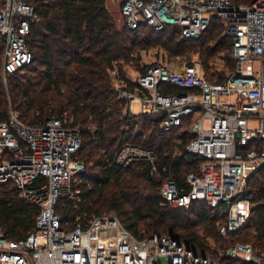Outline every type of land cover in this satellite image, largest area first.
Returning a JSON list of instances; mask_svg holds the SVG:
<instances>
[{
	"label": "built area",
	"instance_id": "2783aa9c",
	"mask_svg": "<svg viewBox=\"0 0 264 264\" xmlns=\"http://www.w3.org/2000/svg\"><path fill=\"white\" fill-rule=\"evenodd\" d=\"M118 3L121 18L131 29L142 24L157 31L177 28L181 41L200 38L218 18L223 35L230 37L235 63L224 82L207 79L201 59L196 58L179 69L155 63L139 76L134 90L122 84L118 88L120 97L129 100L131 114L161 115L165 130L194 116L195 137L186 151L201 159L199 171L186 175L189 191L180 189L171 176L164 177L161 197L165 203L185 208L194 201L212 208L227 204V221L219 224L220 232L227 235L242 229L254 201L249 180L264 166V0ZM37 21L34 6L26 0H0L5 75L31 64L27 38ZM163 84L184 91L163 93ZM134 102L140 106L138 113ZM80 145V129L65 117L48 118L38 127L24 124L14 110L6 119L0 118V183L12 182L22 198L39 207L34 229L23 238L10 239L0 231V264H223L167 235L138 238L115 215H98L86 224L77 222L71 230L63 229L55 207L60 198H73L72 181L85 172V164L75 158ZM115 160L122 166L148 161L152 172L157 171L155 151L139 145L122 146ZM219 256L264 264V250L251 243H236L219 250Z\"/></svg>",
	"mask_w": 264,
	"mask_h": 264
},
{
	"label": "trees",
	"instance_id": "16d2710c",
	"mask_svg": "<svg viewBox=\"0 0 264 264\" xmlns=\"http://www.w3.org/2000/svg\"><path fill=\"white\" fill-rule=\"evenodd\" d=\"M26 1L34 6L38 17L27 38L33 60L4 80L5 41L0 35V118L6 119L14 110L24 124L38 127L48 118L62 116L80 129L81 145L75 158L85 164V172L72 181L78 199L62 197L56 204L62 228L71 230L77 222L86 224L95 216L114 211L138 238L167 235L223 264L239 260L220 257L215 251L219 246L227 250L241 242L264 250V204L260 203L264 199V166L249 180L255 225L248 222L242 229L223 235L219 224L227 221L224 204L212 208L204 201H194L185 208L165 203L161 197L164 177L171 176L180 189L189 191L186 175L199 171L201 159H191L186 151L195 137L191 128L194 116L165 130L161 115L131 114L126 109L129 100L120 97L111 76L118 67L122 87L134 90L139 84L127 77L125 65L141 61L143 51L159 47L171 57L199 53L206 78L224 82V76L215 80L211 73L215 56L224 51L232 56L230 37L217 39L223 34L221 21L215 18L200 38L179 41L177 28L157 31L145 24L136 29L125 24L120 27L107 0ZM149 67L141 68V73ZM160 90L167 94L184 91L167 84ZM126 144L154 150L157 171L152 172L148 161L118 164L116 155ZM38 213L39 207L22 198L12 182L0 183V231L5 236L14 240L26 236L34 229ZM197 226L204 227L203 233L196 230ZM204 234L214 239L215 248Z\"/></svg>",
	"mask_w": 264,
	"mask_h": 264
},
{
	"label": "rangeland",
	"instance_id": "374dc122",
	"mask_svg": "<svg viewBox=\"0 0 264 264\" xmlns=\"http://www.w3.org/2000/svg\"><path fill=\"white\" fill-rule=\"evenodd\" d=\"M109 1V4H110V10L113 12L114 14V17H115V20L117 21V24L122 27L124 25V22L121 18V15H120V12H119V3H118V0H116L117 2H115V4L112 2ZM108 1H107V4H108ZM223 34H221V36H218V41L223 39ZM200 54L199 53H192L190 56H174V57H171L169 56V54L162 48H159V47H155V48H151L147 51H143L142 54H141V61L139 62H135V63H132V64H126L125 65V70L127 72V77L130 78L132 81L136 82L139 78V76L142 74L140 71L141 68H147L148 66H151L155 63H164V64H168L170 67L174 68V69H179L181 66H183L185 63H189L191 61H193L194 59L196 58H200L199 57ZM212 63H213V66H212V70H211V73H214L216 75L215 77V80H219V76H224L223 77V80L225 81L231 70H230V65H233L234 66V59L232 58V56L230 55L229 52H222L220 54H218L217 56H215L212 60ZM204 67V66H203ZM205 73H206V70H204ZM24 72V71H23ZM22 72V73H23ZM3 76H4V80H6V77L8 75H5L3 73ZM111 76L113 77V80L115 81V83L117 84V87H120L119 84H122V82L117 79L118 76H119V71H118V67H116L114 69V71L111 72ZM6 84V82H5ZM129 105H130V102L129 104L126 106L127 110H129ZM134 109L135 111H138L139 110V104L138 103H134ZM125 109V111H126ZM201 116V113L197 114V118H199ZM192 126V125H191ZM192 128V127H191ZM180 141H178L177 143H179ZM190 158L193 159V156L192 154H189ZM72 186V185H71ZM73 192V199L76 198V195L78 193L77 189H74L72 190ZM78 199V197L76 198ZM228 208V205L227 204H224L223 205V209L224 211H226ZM105 214L107 215H115L118 217V215L114 212V211H110V212H106ZM249 224L252 225L254 224L255 225V221L253 220V216H252V213H251V216L248 220ZM204 229L203 226H197L196 227V230L203 233L202 230ZM207 241L210 242L211 244V247H216L217 245L215 244V241L213 238L211 237H206V235L204 234V236ZM223 238H227V237H224L222 236ZM222 249L221 246H219L218 248H216V252L218 253L219 250ZM231 264H243L242 262H239V261H232Z\"/></svg>",
	"mask_w": 264,
	"mask_h": 264
},
{
	"label": "crops",
	"instance_id": "0c3cea01",
	"mask_svg": "<svg viewBox=\"0 0 264 264\" xmlns=\"http://www.w3.org/2000/svg\"><path fill=\"white\" fill-rule=\"evenodd\" d=\"M134 103H135V102H134ZM134 103H133V105H134ZM133 110H134L135 113L140 112V106H139V110H138V111H135L134 106H133Z\"/></svg>",
	"mask_w": 264,
	"mask_h": 264
}]
</instances>
